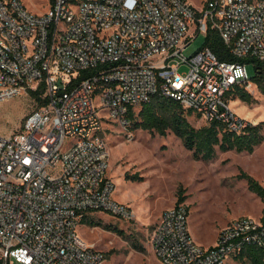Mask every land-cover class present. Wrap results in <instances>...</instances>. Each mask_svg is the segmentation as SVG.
<instances>
[{"label": "built area", "instance_id": "built-area-1", "mask_svg": "<svg viewBox=\"0 0 264 264\" xmlns=\"http://www.w3.org/2000/svg\"><path fill=\"white\" fill-rule=\"evenodd\" d=\"M210 33L236 63L206 46L185 55ZM244 61L264 62V0H52L43 16L0 0V102L41 86L47 101L0 136V263L105 264L78 228L100 214L136 216L114 199L102 115L127 128L131 110L162 96L241 134L257 126L228 99L237 88L256 95ZM189 218L185 204L162 214L151 240L161 264H227L264 247V219H239L204 248Z\"/></svg>", "mask_w": 264, "mask_h": 264}, {"label": "rangeland", "instance_id": "rangeland-1", "mask_svg": "<svg viewBox=\"0 0 264 264\" xmlns=\"http://www.w3.org/2000/svg\"><path fill=\"white\" fill-rule=\"evenodd\" d=\"M22 1L29 12L38 16L47 14L52 6V0ZM201 1L187 0L197 8ZM206 41L207 36L201 35L185 55H194ZM246 70L250 79L256 76L253 64H247ZM254 98L258 102L255 105L232 101L231 108L239 116L249 115L258 125L264 123V98L258 91ZM32 110L30 95L0 102V136L18 132ZM135 112L138 116L140 109ZM102 116L108 122L105 123L110 151L108 177L115 186L114 199L128 206L136 216V221L129 223L100 214L92 221L101 226L82 224L78 228L84 242L105 254V264H161L151 246L152 236L161 213L176 206L181 197L189 208L192 236L201 246L213 247L219 236L239 219L264 218L262 200L241 177L247 174L264 187V144L253 154L218 151L216 158L207 162L196 160L194 153L170 131L166 137L132 132L129 126L123 128L116 121L110 123L108 115ZM191 122L196 127L203 126ZM105 226H114L122 234L106 231ZM133 243L141 245L144 252L136 251ZM227 264L250 263L229 260Z\"/></svg>", "mask_w": 264, "mask_h": 264}, {"label": "trees", "instance_id": "trees-1", "mask_svg": "<svg viewBox=\"0 0 264 264\" xmlns=\"http://www.w3.org/2000/svg\"><path fill=\"white\" fill-rule=\"evenodd\" d=\"M205 46L211 49L220 61L237 62L216 33H210L207 36ZM242 63L254 65L256 76L252 79V83L259 95L264 98V62L244 61ZM44 95V86H41L37 92H31L32 112L47 104L46 99H43ZM254 97L244 88H237L228 96V99L231 102L240 101L251 106L258 103ZM138 109H140L138 116L135 112L137 109L131 110L128 116L132 132L144 131L166 137L170 131L182 141L186 149L194 153L196 160L212 161L216 158L218 151L253 154L264 144V123L253 126L241 134L229 132L224 126L217 123L196 127L191 120L198 123L199 118L195 117L193 112L185 110L178 102L162 96H156L151 102ZM241 177L249 183L250 190L264 204V187L247 174H242ZM183 202L184 198L181 197L177 205L183 204ZM83 224L96 225L92 219L86 220ZM96 226L101 225L97 224ZM104 229L122 234L114 226H105ZM133 248L138 252H144V248L137 243H133ZM236 260L242 263L248 261L250 264H264V247H250Z\"/></svg>", "mask_w": 264, "mask_h": 264}, {"label": "crops", "instance_id": "crops-1", "mask_svg": "<svg viewBox=\"0 0 264 264\" xmlns=\"http://www.w3.org/2000/svg\"><path fill=\"white\" fill-rule=\"evenodd\" d=\"M258 94H259V93H258ZM242 104H244V103H242ZM240 116H241V115H240ZM241 117L244 118V119H247V120L253 121L249 115H247V116H241ZM163 212H164V211H163ZM163 212L161 213V215H160V217H159V219H158L157 224L159 223L160 218H161ZM214 245H215V244H214ZM202 246H203V245H202ZM203 247H205V246H203ZM211 247H212V246H211ZM205 248H209V246H207V247H205Z\"/></svg>", "mask_w": 264, "mask_h": 264}, {"label": "bare ground", "instance_id": "bare-ground-1", "mask_svg": "<svg viewBox=\"0 0 264 264\" xmlns=\"http://www.w3.org/2000/svg\"><path fill=\"white\" fill-rule=\"evenodd\" d=\"M253 88H255V87H253Z\"/></svg>", "mask_w": 264, "mask_h": 264}]
</instances>
